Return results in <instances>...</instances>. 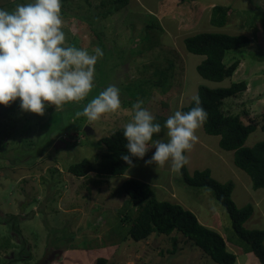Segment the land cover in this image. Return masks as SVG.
Returning a JSON list of instances; mask_svg holds the SVG:
<instances>
[{
  "label": "rangeland",
  "instance_id": "obj_1",
  "mask_svg": "<svg viewBox=\"0 0 264 264\" xmlns=\"http://www.w3.org/2000/svg\"><path fill=\"white\" fill-rule=\"evenodd\" d=\"M101 1L107 0H62V30L69 46L90 54L96 47L103 50V57L95 65L96 86L86 98L91 101L107 86L116 85L121 110L90 123L86 117L76 116L87 105L86 98L60 108L49 105L43 116L23 111L19 98L8 106L0 104V249L13 246L6 257L11 264H21L22 260L26 264L27 259V264H97L98 258L105 260L103 264H217L178 231L170 235L153 233L139 241L128 236L130 223L123 217L130 214L133 218L138 206L132 210L122 190L125 176L150 183L156 200L179 203L201 221L218 225L215 228L227 244L236 239L228 213L207 188L184 183L180 173L170 169L171 161L163 167L145 163L154 154V146L120 176L91 172L76 177L67 167L83 159L97 164L100 147L95 142L130 122L125 110H131L138 99L162 126V132L153 139L166 142V119L190 101L198 85L223 86L202 78L196 65L204 56L189 53L184 47L183 39L198 32L245 34L250 38L246 49L230 50L225 56L226 64L240 59L233 77L244 80L246 89L228 98L222 111L240 113L244 123L251 121L252 115L264 114V0H127L105 17L99 15ZM31 2L0 0V8L12 10L16 4ZM214 5L224 9L226 24L222 27L209 22ZM159 70L164 74L153 73ZM251 102H256L252 108ZM69 113L71 117L67 118ZM49 119L52 121L47 129L54 128L47 132L49 143L29 158L39 136L45 143L44 134L39 132ZM62 119L64 124L60 123ZM250 137L262 140L264 131L257 129ZM57 140L65 146L55 148ZM222 152L230 156L229 151ZM210 154L196 144L186 152L189 174L205 162L216 180L233 182L232 199L239 207L252 203L251 197L264 194V188L254 189L249 175L238 168L249 182L246 196L231 171L222 170L224 165ZM233 166L231 170L238 172ZM151 180L169 184L162 190L152 186ZM260 203L264 208V197ZM257 211L243 224L245 228L263 227L264 218L257 219ZM252 220L260 224L252 226ZM51 238L56 241L52 244L54 253L46 262L44 252ZM154 241L156 246L152 245Z\"/></svg>",
  "mask_w": 264,
  "mask_h": 264
},
{
  "label": "trees",
  "instance_id": "obj_2",
  "mask_svg": "<svg viewBox=\"0 0 264 264\" xmlns=\"http://www.w3.org/2000/svg\"><path fill=\"white\" fill-rule=\"evenodd\" d=\"M126 3L127 0L101 1L98 5V8L102 9L99 15L105 17L107 13H111L112 10H119ZM209 22L216 27H222L226 24L222 6L214 5L211 8ZM250 42V38L245 34L224 32H198L183 39L187 52L204 56L196 65V71L202 78L212 82H222L232 76L241 61L239 58H235L229 64H226L224 62L226 54L230 50H244ZM190 58L192 59L191 55ZM194 62L196 63V61ZM153 73L162 75L164 71L159 70ZM245 89L246 82L244 80L231 82L228 86L209 87L200 84L197 86L195 95H199L202 106L209 114L207 121L202 126L203 131L208 135L219 136V147L225 151H233V163L249 175L252 187L258 189L264 188V139L252 146L245 145V141L257 126L264 131V114L244 123L238 114L229 115L222 111L223 99L236 96ZM85 101L89 103L90 99L86 98ZM194 106V101L190 99L189 103L182 106L180 110L187 112ZM70 117L71 113L67 118ZM51 119L41 126L39 132L40 135L41 133L44 134L42 136L45 143L40 142L42 137L39 136V141L36 142L35 149L30 152L29 158L35 156L36 153H40L41 148L49 143L48 134L54 128L48 130L46 125L52 121ZM64 120L62 119L60 123L64 124ZM123 130L124 127H120L110 135L101 137L95 142V145L100 147L97 164L94 165L89 160L83 159L78 163L68 165L67 171L76 177H85L91 172L98 176L123 175L130 167L121 158L122 155H130L126 148L127 140L123 136ZM155 136L154 134L153 138ZM130 158L132 162L138 159L137 157ZM179 173L181 180L187 185L197 188L204 187L211 192L212 196L225 208L229 215L236 238L234 241L232 239L230 241L240 246L244 252L252 253L259 259L261 264H264V229L244 227L243 224L253 212V206L251 203H246L241 207L236 205L231 198L233 182L221 183L217 181L211 176L208 169L194 170L192 174H189L186 165L181 168ZM121 187L132 204V210L138 206L136 215L133 218H130V214L123 217L125 221L130 223L127 234L132 240L146 239L153 233L170 235L173 231H178L191 240L215 263L235 264V254L226 248L227 240L217 231L202 225L192 211L176 202L156 200L153 197L150 185L136 178H126ZM54 242L56 243L52 238L47 239L48 245L44 252L46 262H49L47 259L54 253L52 251ZM96 262L97 264H103L105 260L98 258Z\"/></svg>",
  "mask_w": 264,
  "mask_h": 264
},
{
  "label": "clouds",
  "instance_id": "obj_3",
  "mask_svg": "<svg viewBox=\"0 0 264 264\" xmlns=\"http://www.w3.org/2000/svg\"><path fill=\"white\" fill-rule=\"evenodd\" d=\"M63 27L62 0H33L16 4L12 10L0 8V104L8 106L19 98L23 111L43 116L49 105L60 108L89 95L96 86L95 65L104 52L96 47L90 54L67 45ZM191 99L194 107L187 112L175 110L166 119V142L153 139L162 132V126L143 107L144 101L133 103L131 110H125L131 121L123 130L130 155L121 158L133 166L130 157L143 159L154 146V154L145 163L163 167L171 161V170L179 173L189 162L185 153L198 142L197 131L209 116L198 94ZM120 110V89L109 85L76 116H84L91 123Z\"/></svg>",
  "mask_w": 264,
  "mask_h": 264
},
{
  "label": "crops",
  "instance_id": "obj_4",
  "mask_svg": "<svg viewBox=\"0 0 264 264\" xmlns=\"http://www.w3.org/2000/svg\"><path fill=\"white\" fill-rule=\"evenodd\" d=\"M203 58V57H202ZM225 59V58H224ZM225 62V61H224ZM226 63V62H225ZM253 73H251V74H249V72H248V75H252ZM233 75L235 76V72L232 74V76H231V78L230 79H227L226 78V80L225 81H222L221 82V84L223 85V86H228L231 82H236V81H239L240 80V78H238V77H233ZM244 76H246L247 77V75H245V74H243ZM234 80H236V81H234ZM220 84V83H219ZM243 92V91H242ZM195 95V94H194ZM234 97H236V96H230V97H227V98H225V99H223V107L225 106V103H227V99L228 98H234ZM244 101V100H243ZM189 102H187V104H188ZM256 102H251V104H250V106H251V108L252 107H254L256 104H255ZM187 104H185V105H187ZM184 106V105H183ZM246 106H247V104H246ZM182 107V106H181ZM180 107V108H181ZM242 106H240V108H241ZM225 114H229V115H236V114H238L240 117H241V119L243 120V118H242V115L240 114V113H235V114H232V113H225ZM247 116H249V115H247ZM252 118H254V116L252 115L251 116ZM243 122H244V120H243ZM257 129H260L259 128V126H257V128L254 130V131H256ZM261 130V129H260ZM253 131V132H254ZM253 132H251L249 135H248V137H247V139H246V141H245V145H247V146H252L254 143H256V142H258L257 140H259L261 137H258V138H254L253 140H251L252 139V137H250V135L253 133ZM197 135H198V137H199V140H198V142L196 143V145L197 146H201L204 150H206V152H208V153H211L210 155H212V156H214V157H216V159L214 158V160L215 161H217L218 163H220L221 165L223 164L224 165V167H223V169L222 170H224V168L225 169H228V170H230L231 171V174H232V176H233V178L236 180V182H237V184H238V186L240 187V190L242 191V192H245L246 193V196H247V191H248V184H249V182H248V180L246 179V178H244V176H242L240 173H239V171L241 170H239L238 169V167L236 166V168L238 169V172L237 171H235V170H231L232 168H231V166H235V164L233 163V151H229L230 153H228V154H230V156H228L227 154L225 155V154H223V150L222 149H219L218 148V141H219V136H215V135H208V134H206L204 131H203V128L201 127L198 131H197ZM260 141V140H259ZM214 161V162H215ZM191 166V165H190ZM190 166H189V162L186 164V168H188V169H190ZM233 166V167H234ZM196 167H198L199 169H195V170H203V169H208V170H210L209 169V166L205 163V162H200L199 164H197L196 165ZM211 169H213V170H215V168L214 167H210ZM170 169H171V163H170ZM191 171V170H190ZM172 171H170V173H171ZM193 172V171H192ZM214 179H215V177L213 176V175H211ZM126 178H129L128 176H125ZM138 179V178H137ZM138 180H140L141 181V179H138ZM218 181V180H217ZM142 182H144V181H142ZM220 182V181H219ZM225 182H227V181H224V182H221V183H225ZM145 183H148V182H145ZM151 183H152V186H154V187H156V188H158V187H160L162 190H164L167 186H168V184H169V182H167V183H165V182H161V183H157L156 181H154V180H151ZM149 185H150V183H148ZM151 186V185H150ZM200 188V187H199ZM262 189V188H261ZM232 194H233V190H232V193H231V198H232ZM205 195L206 196H209V193H205ZM264 197V194H260V195H256V197L254 196V197H251L252 198V206H253V212H252V214H254L255 213V211H256V209L258 210L257 211V213H256V215L255 216H257V219L258 218H264V208H261V203H260V201L262 200V198ZM214 198V197H213ZM233 200V199H232ZM234 201V200H233ZM181 202V201H180ZM183 206V205H182ZM184 207V206H183ZM239 207V206H238ZM184 208H186L187 209V207H184ZM189 209V208H188ZM190 211H191V209H189ZM193 212V211H192ZM194 213V212H193ZM195 214V213H194ZM251 214V215H252ZM196 215V214H195ZM197 219H198V221L202 224V225H205L206 227H208V228H210V229H213V230H216V226H218V225H213L214 223H212V222H209V223H207L206 222V220H203V221H201L198 217H197ZM247 221V220H246ZM246 221H245V223H246ZM258 221H256V220H252L251 221V225L252 226H257L258 224H260V223H257ZM244 223V224H245ZM257 223V224H256ZM219 227H221L220 226V224H219ZM263 227H264V225H263ZM263 227L262 228H251V229H263ZM219 229V228H218ZM218 233H220V230H216ZM221 234V233H220ZM222 235V234H221ZM264 243V242H263ZM226 248H227V250L228 251H230V252H232V253H234L235 254V264H261L260 263V261H259V259L256 257V256H254L252 253H247V252H244L243 251V249L241 248V247H239V246H237V245H235L234 243H230V244H227V242H226ZM12 250H13V246L12 247H7V248H5V249H3V248H1L0 249V252H1V254H0V264H11V260L9 261L8 259H6V257L8 256V254L10 253V252H12ZM27 263H28V261H27ZM26 263V264H27ZM21 264H24V261L22 260V262H21Z\"/></svg>",
  "mask_w": 264,
  "mask_h": 264
},
{
  "label": "water",
  "instance_id": "obj_5",
  "mask_svg": "<svg viewBox=\"0 0 264 264\" xmlns=\"http://www.w3.org/2000/svg\"><path fill=\"white\" fill-rule=\"evenodd\" d=\"M55 148H59L61 146H65V143L62 140H57L54 144ZM153 246H156L155 241L152 243Z\"/></svg>",
  "mask_w": 264,
  "mask_h": 264
}]
</instances>
